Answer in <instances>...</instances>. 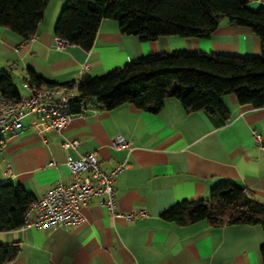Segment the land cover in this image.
Segmentation results:
<instances>
[{"label":"crops","instance_id":"obj_1","mask_svg":"<svg viewBox=\"0 0 264 264\" xmlns=\"http://www.w3.org/2000/svg\"><path fill=\"white\" fill-rule=\"evenodd\" d=\"M65 1H47L29 40L0 26V71L10 75L19 96L29 70L66 86L82 75H103L154 53H261L251 29L226 18L206 39L160 36L150 42L121 34L116 21L102 19L88 51L69 43L56 47L54 27ZM248 6L264 7V0ZM76 94L71 91L72 97ZM222 101L225 115L185 110L175 98L164 99L157 112L128 103L108 110L90 98L79 104L78 112L72 110L59 132L28 113L19 128L0 140V184L20 185L37 200L56 183L70 180L67 155L95 152L103 171L123 161L128 164L113 181L114 212L144 210L148 215L126 221L109 214L100 204L102 197L94 196L81 206L79 223L22 225L0 232V243L19 247L4 264H262L264 232L259 226L213 229L203 220L178 225L161 216L177 202L207 200L210 190L225 181L244 187L264 203V108L239 105L231 94ZM117 136L128 147H115ZM64 140L79 143L64 149ZM33 217L30 213L29 219Z\"/></svg>","mask_w":264,"mask_h":264},{"label":"trees","instance_id":"obj_2","mask_svg":"<svg viewBox=\"0 0 264 264\" xmlns=\"http://www.w3.org/2000/svg\"><path fill=\"white\" fill-rule=\"evenodd\" d=\"M48 0H0V26L29 40L43 18ZM253 0H66L54 34L88 51L102 19L114 20L119 31L141 42L160 36L209 38L219 20L245 26L259 38V56H235L176 50L134 59L103 75H82L73 89V111L93 98L110 110L122 104L157 112L166 98H175L185 110L225 115L222 97L231 94L239 105L264 108V7L252 10ZM23 82L35 87H56L33 71ZM73 83L66 84L72 88ZM0 93L17 100L10 75L0 71ZM35 201L20 185L0 184V232L24 224V214ZM178 225L205 221L210 228L259 226L264 232V203L250 191L225 181L210 190L207 200L177 202L162 215ZM17 244L0 243V264L18 253ZM264 264V244L259 249Z\"/></svg>","mask_w":264,"mask_h":264},{"label":"built area","instance_id":"obj_3","mask_svg":"<svg viewBox=\"0 0 264 264\" xmlns=\"http://www.w3.org/2000/svg\"><path fill=\"white\" fill-rule=\"evenodd\" d=\"M56 47L66 43L56 37ZM86 68V66H84ZM35 87L27 82L22 83L25 90L17 100L5 98L0 93V140L8 133L21 126L22 119L28 114H36L46 121L48 128L59 132L72 117L73 105L71 91L76 87ZM260 140L259 135H255ZM78 140H64L61 146L64 149L78 145ZM117 148L128 147L127 141L117 136L113 140ZM66 165L70 171L68 182L56 183L48 192L31 203L24 214V226L47 228L58 225H71L82 221L81 206L92 197L101 196L100 204L107 212L114 216L131 221L135 218H144L148 214L144 210H131L126 214L114 212L113 181L117 174L124 170L126 161L118 163L110 171H103L98 163L95 152H89L76 158L67 155ZM7 172L10 167L7 166ZM34 217L29 219V214Z\"/></svg>","mask_w":264,"mask_h":264},{"label":"rangeland","instance_id":"obj_4","mask_svg":"<svg viewBox=\"0 0 264 264\" xmlns=\"http://www.w3.org/2000/svg\"><path fill=\"white\" fill-rule=\"evenodd\" d=\"M18 91H19V94L20 95H24V93H25V90L23 89V88H18Z\"/></svg>","mask_w":264,"mask_h":264}]
</instances>
